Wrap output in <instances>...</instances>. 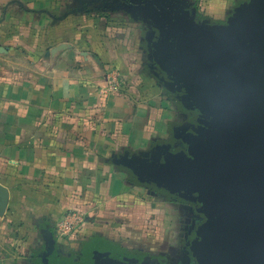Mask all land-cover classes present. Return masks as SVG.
<instances>
[{
	"label": "crops",
	"instance_id": "1",
	"mask_svg": "<svg viewBox=\"0 0 264 264\" xmlns=\"http://www.w3.org/2000/svg\"><path fill=\"white\" fill-rule=\"evenodd\" d=\"M152 2L0 0V194L34 250L66 210L93 208L151 220L172 264H201L202 231L217 215L202 192L156 175L194 159L217 120L168 62L183 40L166 37ZM157 2L214 35L264 13V0ZM255 37L249 65L264 21ZM106 69L124 76L120 91L109 92Z\"/></svg>",
	"mask_w": 264,
	"mask_h": 264
},
{
	"label": "water",
	"instance_id": "2",
	"mask_svg": "<svg viewBox=\"0 0 264 264\" xmlns=\"http://www.w3.org/2000/svg\"><path fill=\"white\" fill-rule=\"evenodd\" d=\"M152 4L165 19L166 37L183 40L168 62L217 120L202 133L205 144L194 159H177L156 176L178 190L202 192L207 210L217 215L202 231L201 264H264V48L251 50L254 65L247 55L264 13L248 26L214 35L189 14ZM1 195L5 208L7 192Z\"/></svg>",
	"mask_w": 264,
	"mask_h": 264
},
{
	"label": "rangeland",
	"instance_id": "3",
	"mask_svg": "<svg viewBox=\"0 0 264 264\" xmlns=\"http://www.w3.org/2000/svg\"><path fill=\"white\" fill-rule=\"evenodd\" d=\"M180 55V54H179ZM106 69L107 79L124 76ZM135 71V70H134ZM136 72V71H135ZM134 81L135 76L127 77ZM135 86V84H133ZM132 89V88H131ZM132 92V90H130ZM129 91V92H130ZM0 198L3 200L2 195ZM0 199V200H1ZM1 200V201H2ZM0 203V264H172V247L154 234L151 220L127 212L69 209L61 215L48 245L34 250L28 235L9 218ZM115 210V209H111ZM29 237V238H28ZM170 250V251H169Z\"/></svg>",
	"mask_w": 264,
	"mask_h": 264
},
{
	"label": "built area",
	"instance_id": "4",
	"mask_svg": "<svg viewBox=\"0 0 264 264\" xmlns=\"http://www.w3.org/2000/svg\"><path fill=\"white\" fill-rule=\"evenodd\" d=\"M108 90L109 92L116 93L121 90V82L118 81L115 77L111 81H108Z\"/></svg>",
	"mask_w": 264,
	"mask_h": 264
}]
</instances>
